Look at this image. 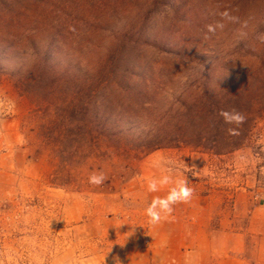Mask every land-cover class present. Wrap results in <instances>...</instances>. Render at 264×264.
<instances>
[{
	"label": "rangeland",
	"instance_id": "374dc122",
	"mask_svg": "<svg viewBox=\"0 0 264 264\" xmlns=\"http://www.w3.org/2000/svg\"><path fill=\"white\" fill-rule=\"evenodd\" d=\"M18 1L19 11L0 21V46L13 56L1 63L0 96L15 101L13 112L0 115V264H116V258L131 264L128 248L149 239L142 169L151 175L159 171L157 161L190 153L195 167L187 173L195 172L197 186L214 190L222 208L234 213L248 263L264 264V114L246 146L219 159L235 170L229 184L228 167L220 171L224 161L210 153L162 148L136 162L138 175L123 187L56 188L48 183L53 166L42 149L46 124L56 116L43 100L69 97L94 74L101 78L97 71L121 64L151 69L132 82L166 96L178 80L170 72L185 80L199 55L260 48L256 24L264 18V0ZM225 11L238 22L224 21ZM217 22L226 27L208 32Z\"/></svg>",
	"mask_w": 264,
	"mask_h": 264
},
{
	"label": "trees",
	"instance_id": "16d2710c",
	"mask_svg": "<svg viewBox=\"0 0 264 264\" xmlns=\"http://www.w3.org/2000/svg\"><path fill=\"white\" fill-rule=\"evenodd\" d=\"M18 2L0 0V21L10 11H19ZM256 27L264 32V18ZM0 43H5L1 36ZM259 47L244 55L223 51L199 55L185 80L180 71L170 72L178 80L169 83L166 96L132 82L134 77L143 80L151 69L139 71L121 64L97 71L101 78L94 74L69 97L43 100L44 107L56 113L42 140L53 166L48 183L87 189L92 187L89 175L103 172L107 179L102 186L123 187L138 175L136 162L162 148H187L213 156L243 148L264 114V44ZM7 49L0 46V74L4 73L1 63L13 58ZM244 56L248 60L240 63L238 57ZM232 108L246 116L236 135L227 133L229 126L218 115L221 109Z\"/></svg>",
	"mask_w": 264,
	"mask_h": 264
},
{
	"label": "crops",
	"instance_id": "0c3cea01",
	"mask_svg": "<svg viewBox=\"0 0 264 264\" xmlns=\"http://www.w3.org/2000/svg\"><path fill=\"white\" fill-rule=\"evenodd\" d=\"M190 154L186 159H179L171 154L173 157L166 159L164 166H169L167 162L170 161L175 173L188 180L189 187L194 189L191 202L175 205L174 219L155 226L149 224L147 245L138 244L128 248L132 251L131 264H186V260L190 264H249L244 252L245 234L236 230L234 213L222 208L224 200L215 199L214 190L197 186L202 182L198 183L195 179V172L187 173L188 169L195 167L192 156L194 153ZM225 156L214 157L218 161H224L219 162L220 171H226L222 166L228 167L224 183L229 184L227 181L230 182L236 175L227 159L219 160L225 159ZM144 169L141 173L143 183L146 178L158 176L161 172L157 168L159 171L150 175ZM166 191L164 189L159 193L149 194L150 200L155 195H165ZM251 214L254 215L253 212ZM141 257L143 263L140 261ZM87 264L100 262L91 259Z\"/></svg>",
	"mask_w": 264,
	"mask_h": 264
},
{
	"label": "clouds",
	"instance_id": "9594fccd",
	"mask_svg": "<svg viewBox=\"0 0 264 264\" xmlns=\"http://www.w3.org/2000/svg\"><path fill=\"white\" fill-rule=\"evenodd\" d=\"M221 17L226 22H238V18L232 16L227 11L221 13ZM243 26H247L246 22ZM225 27L226 23L217 22L214 25H208L207 29L208 32L215 34L218 29L223 30ZM241 35H245V33H241ZM256 39L259 43L264 44V32L258 33ZM14 109V100L6 96H0V115H7L13 112ZM218 115L223 123L229 126L227 128V133L229 135L238 134L236 130L246 121V116L235 108L221 109ZM167 164L169 166H164V162L157 161L155 166L161 169L160 175L146 178L143 184L146 195L159 193L167 189L165 195L153 196L144 210L148 218V223L153 226L174 219V206L177 204L190 203L194 195V189L189 187L188 180L181 178L175 173L174 168L170 166V161L167 162ZM106 179L107 177L103 172H93L88 177V183L99 186L102 185ZM116 264H121L118 258H116ZM186 264H190V262L186 260Z\"/></svg>",
	"mask_w": 264,
	"mask_h": 264
}]
</instances>
